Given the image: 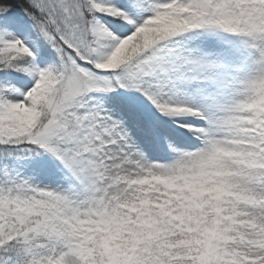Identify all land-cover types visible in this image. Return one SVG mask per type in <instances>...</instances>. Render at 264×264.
<instances>
[{"label": "snow or ice", "instance_id": "obj_1", "mask_svg": "<svg viewBox=\"0 0 264 264\" xmlns=\"http://www.w3.org/2000/svg\"><path fill=\"white\" fill-rule=\"evenodd\" d=\"M0 264H264V0H0Z\"/></svg>", "mask_w": 264, "mask_h": 264}]
</instances>
